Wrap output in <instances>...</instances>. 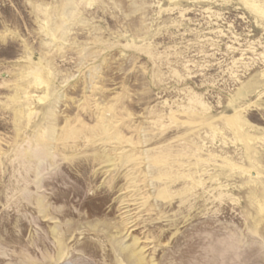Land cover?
<instances>
[{"label":"rangeland","instance_id":"374dc122","mask_svg":"<svg viewBox=\"0 0 264 264\" xmlns=\"http://www.w3.org/2000/svg\"><path fill=\"white\" fill-rule=\"evenodd\" d=\"M252 2L0 0V264H264Z\"/></svg>","mask_w":264,"mask_h":264},{"label":"bare ground","instance_id":"6f19581e","mask_svg":"<svg viewBox=\"0 0 264 264\" xmlns=\"http://www.w3.org/2000/svg\"><path fill=\"white\" fill-rule=\"evenodd\" d=\"M252 4L254 5V9L256 10V12H258V13H260L261 15H264V10L262 9V8H260L259 6H256L255 5V2H252ZM253 5H251V6H253ZM263 6V5H262ZM264 8V7H263ZM101 113V112H100ZM104 118V117H103ZM105 119V118H104ZM102 121V120H101ZM104 121V120H103ZM55 133H54V131L53 130H51V135H54ZM117 134H119V133H117ZM52 138V137H51ZM107 139H114V140H117V141H119V143L120 142H125V141H127V140H125L124 138H122V137H120V134L119 135H117L116 136V138H107ZM264 211V204H260V207H259V212L261 213V212H263ZM139 261L141 262L142 260L139 258ZM139 264H141V263H139Z\"/></svg>","mask_w":264,"mask_h":264}]
</instances>
